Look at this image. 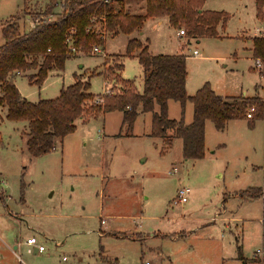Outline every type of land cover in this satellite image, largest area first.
<instances>
[{"label":"rangeland","instance_id":"1","mask_svg":"<svg viewBox=\"0 0 264 264\" xmlns=\"http://www.w3.org/2000/svg\"><path fill=\"white\" fill-rule=\"evenodd\" d=\"M50 1L0 0V34L13 20L22 34L42 20H54L63 8L59 5L44 17ZM140 1L128 0L129 13H142ZM205 9L230 16L217 38L180 39L178 30L152 19L139 32L113 36L105 21L96 18L88 34L104 46L78 49L63 71L49 72L40 87L28 82L35 71L16 75V89L35 104L57 98L76 76L97 97L112 91L101 73L121 62V79L133 80L141 91L137 58L125 56L128 40L137 39L152 56L186 57L191 95L208 83L220 97L256 95L264 100V81L252 56V38L264 31L255 1L207 0ZM93 47L101 52L92 55ZM194 50L200 57H192ZM168 117L179 120L178 103L171 105ZM75 125V132L52 152L33 158L26 148L27 124L7 120L0 106V192L11 210L20 208L28 216L30 228L43 231V237L33 236L46 249L34 254L22 244L32 233L22 231L13 245L18 249L11 250L18 264H243L239 254L249 262L264 250L262 196L240 198L264 186L263 121L249 128L246 120H234L223 131L206 122L205 156L188 161L182 158L180 140L165 150L162 139L149 136L151 114H140L130 132L118 112ZM180 188L190 190L188 201L174 204Z\"/></svg>","mask_w":264,"mask_h":264},{"label":"trees","instance_id":"2","mask_svg":"<svg viewBox=\"0 0 264 264\" xmlns=\"http://www.w3.org/2000/svg\"><path fill=\"white\" fill-rule=\"evenodd\" d=\"M100 0H51L45 8L44 17L52 16L53 10L62 5L63 12L54 20H42L26 33H21L17 21H10L0 34V106L6 109V119L27 124L26 148L28 154L37 158L52 152L55 145L75 132L76 121L85 123L105 114H122V126L127 132L140 114L152 115L150 137L163 140L164 149L173 140L181 141L182 158L199 160L205 156V123L211 122L216 131H223L228 122L246 120L249 128L264 119V100L259 96L220 97L208 83L189 97L186 94V57L152 56L147 44L137 39L127 42L125 56L136 58L142 69V88L138 90L133 80H123L121 62L106 67L101 73L112 91L95 96L89 93L90 85L74 76V83L60 91L53 100L35 104L24 100L14 84L16 75L35 71L28 76L30 85L40 87L49 72L63 71L67 54L65 39L72 33L76 50H87L92 44L104 46L86 31L95 18L104 20L106 30L113 36L131 35L142 30L148 19L167 18L169 26L183 29L187 38H217L218 28L224 29L230 16L224 12L203 10L205 0H144L140 14H131L128 0H115L114 4H101ZM256 17L264 23V0H254ZM140 10V9H139ZM50 50V52H47ZM253 59L264 61V36L252 38ZM119 58V57H118ZM120 60V58H119ZM264 81V72L259 73ZM116 90H115V89ZM179 103L180 119L168 118V102ZM186 102L193 107L192 121L184 123ZM155 106L158 111L155 112ZM253 109L251 118L247 113ZM251 195L243 193L244 200L259 198L263 188H252ZM246 195L247 197H244ZM240 253V250H238ZM243 264L247 262L239 254Z\"/></svg>","mask_w":264,"mask_h":264},{"label":"crops","instance_id":"3","mask_svg":"<svg viewBox=\"0 0 264 264\" xmlns=\"http://www.w3.org/2000/svg\"><path fill=\"white\" fill-rule=\"evenodd\" d=\"M206 3H207V0H205V2H204L203 10L210 11V10L205 9ZM139 5H140L139 6L140 7V10L138 12L141 11V9H142V7L144 5V0H141L140 3H139ZM129 6L130 5H128L127 7H129ZM152 21L156 22L158 25H165L166 27H170L167 18L152 19ZM145 23H146V21H145ZM143 27H144V25H143ZM219 29H220V27L218 28V30ZM176 33H177L178 38L181 39L183 37V36H179V30L176 31ZM256 33L254 34L253 38L259 36V34H256ZM251 45H252V43H251ZM135 57H136V54H135ZM198 57H200V56L198 55ZM80 67H82V66H80ZM199 88H197L196 91ZM185 90H186L187 96L192 97L194 95V94L191 95V93L188 92L187 87L185 88ZM173 104H177V102H174V101H169L168 102L167 114H168V112H169V110L171 108V105H173ZM178 105H179V103H178ZM179 110H180V113H181L180 105H179ZM154 111L155 112L158 111V108L156 106H155V110ZM112 113H115V112H112ZM189 113L191 114L190 118H189ZM148 114H150V113H148ZM192 115H193V107H192V104L190 102H186L185 108H184V123L186 125H188V124L191 123V121H192ZM121 116H122V114H121ZM186 117H188L190 120L186 119ZM151 118H152V115H151ZM185 119L187 121H190V122L186 123L185 122ZM0 197H1V201L3 203V208H4V209H1L0 208V264H9V261L10 260H12L13 262H15V264H18L19 262H18V259H17L16 255L11 252L13 245L14 244H18L17 240H15V239L16 238L18 239L19 238V235L24 230H27L28 233H32V235H30L27 239L32 238V237H35L36 238V236H33L34 234H38L40 237H43L44 236V233L40 229L33 230L32 228H30L29 223L27 221L28 216L26 214H22V210L20 208H17V209H14V210H11L10 209V207L7 205L8 197L7 196L5 197L3 192H0ZM102 223H103V221L101 220V224ZM8 227L11 228V230L8 229ZM39 236H37V237H39ZM25 243H26V241H24L22 244L24 246L29 247ZM13 249L14 250L15 249H18V246H14ZM33 252H34V250H33ZM34 254H35V252H34ZM8 255L10 256V260H8V257H7Z\"/></svg>","mask_w":264,"mask_h":264},{"label":"built area","instance_id":"4","mask_svg":"<svg viewBox=\"0 0 264 264\" xmlns=\"http://www.w3.org/2000/svg\"><path fill=\"white\" fill-rule=\"evenodd\" d=\"M112 1L114 0H100L99 3L101 4H109L111 3ZM48 21H51V20H48ZM95 22V18L92 20ZM34 26V25H33ZM32 26V28H33ZM106 31V30H105ZM87 33H90V30L87 29L86 31ZM72 33H70V35L65 39V45L67 47V54L70 56V57H74L77 55V52L78 50H76V48L73 46V39H72ZM185 33L183 30H179V36H184ZM264 36V31L259 33V37H262ZM47 52H50V50H47ZM101 51L98 47H93L92 50H91V54H99ZM198 51L194 50L192 52V57L196 58L198 57ZM254 67L255 69L261 73V72H264V61L260 60V59H256L254 60ZM109 91L106 89L104 91V93H108ZM103 93V94H104ZM254 110L251 109L247 115H246V118L247 119H250L251 118V114ZM263 122H264V119H263ZM175 171V170H174ZM190 194V190L188 188H180L177 190L176 192V195H175V198L173 199V203L174 204H185L187 203L188 201V196ZM261 199L264 201V194L262 195ZM260 222L261 223H264V208L262 209V216H261V219H260ZM26 245H28L29 247H31L35 254H44L46 252V249L45 247L38 242V240L35 238V237H32V238H29L26 240ZM257 261L259 264H264V250H257L255 253H254V256L252 257V261ZM147 264V263H146Z\"/></svg>","mask_w":264,"mask_h":264}]
</instances>
